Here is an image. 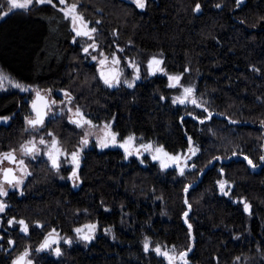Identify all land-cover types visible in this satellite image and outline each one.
Masks as SVG:
<instances>
[{
  "label": "trees",
  "instance_id": "trees-1",
  "mask_svg": "<svg viewBox=\"0 0 264 264\" xmlns=\"http://www.w3.org/2000/svg\"><path fill=\"white\" fill-rule=\"evenodd\" d=\"M67 1L96 29L94 39L77 36L57 7L42 6L0 26V62L27 84L70 90L89 121H114L122 141L136 136L173 155L194 145L199 154L180 174L127 160L121 148L84 150L82 133L62 114L32 136L27 95H0V116L11 120L0 125V157L43 135L82 160L72 183L71 168L42 155L28 163L22 192L0 197V264L26 250L37 264H174L163 255L169 250L184 257L176 264H264V0H147L145 10L126 0ZM7 4L0 0V14ZM93 40L119 56L130 78L127 60L135 62L141 81L105 85L84 50ZM153 58L195 84L183 103L179 85L149 75ZM11 219L24 220L28 234L10 231ZM92 224L97 235L78 239L76 229ZM54 231L63 240L57 256L41 247Z\"/></svg>",
  "mask_w": 264,
  "mask_h": 264
},
{
  "label": "rangeland",
  "instance_id": "rangeland-1",
  "mask_svg": "<svg viewBox=\"0 0 264 264\" xmlns=\"http://www.w3.org/2000/svg\"><path fill=\"white\" fill-rule=\"evenodd\" d=\"M6 1L8 3V0H6ZM126 1L134 3L133 0H126ZM21 2H22V0H21ZM237 2H238V0H237ZM245 2H246V0H240V2H238V3L243 4ZM67 3L69 5H71L68 1H67ZM53 4H55L56 5L55 8L57 7L59 10L63 9L65 7V5L59 3V0H52L51 4L47 3V2L38 3L37 0H35V1L33 0V2L26 9H13V10L9 11L10 5L7 4V7L5 6L4 12H2L0 14V26L3 25L6 21L10 20L12 17H15V19H16L15 21H22V22H23V20L26 21V19L29 18L30 10L35 12L37 9H39L42 6H53ZM146 4H147V0H145V7L143 9H141V8H139V9L145 10ZM6 12H7V15L4 14ZM61 12L63 14L62 20L70 21L72 30L74 29V27L75 28L78 27L77 21H76L75 25H73L71 20L69 18L65 17L64 12L63 11H61ZM76 13L82 18L81 19L82 23H84V25L86 24L87 28L89 30L93 29V27L90 25V23L85 20L83 15L77 9H76ZM92 34H93V37L91 39H94L95 38V36H94L95 32H92ZM93 45H94V47H93ZM85 48H87V55L90 58V60L92 62H95L98 65L99 75H100V78L102 79L103 82H104V78L101 77V71H103L105 76L109 79H112L113 76H115L118 79V83L113 81L114 86L110 87L111 89H116V88L120 87L122 84L127 85L128 87H129V84H131V87H134L138 82L141 81L140 68L136 67L137 65L135 64V62L130 61L129 59L127 60L128 66L133 71V75L130 78L127 75V71L123 68L122 61L119 58V56H117L116 54L113 56H108L105 52L99 51L97 41L93 40L89 43H85L84 50H85ZM100 61H104V63L101 64ZM114 61H118V63H114ZM153 61H159L160 63L157 64V63H154ZM150 64L152 66L148 67V71H149V75H151V76L153 75V71L155 70V72H157V74L166 75L168 77V79H169V77H179L178 82L169 79L170 85H175V86L179 85L181 87L180 88V94L178 97L179 102L181 99H185L188 96L187 95L188 93H185V91H184L185 88H190V89H192V91H194V89H195L194 83L191 85L182 84V83L187 82V79L184 76H182L180 74H167L166 73V69L163 66V59L162 58H153L149 62L148 66ZM0 73H3L4 75H6L8 77V80H6L4 82V87L0 88V95L7 94L10 92H14V91H20L22 93H25L29 100H32L33 98H35V96L38 92L49 97L50 100L54 101V104H53L52 109L49 110L48 114L50 116H49V119H48L46 124H49L52 121V119L58 117V115H60V114L65 115L67 120L69 121V123L71 125L74 124V127L76 129H79L80 132L82 133L83 138L81 140V144H82L81 148L84 150H86V149L90 150L96 146L99 151L103 152V151H106L110 148L118 147V148H121L125 151L127 160L136 159L142 165L145 166L147 164V159H150L153 163H156L162 171L166 172L169 170H177L180 174H181V169H183L182 174H185L187 171H189L191 169L190 162L192 161V159L194 157H196L199 154V148H197L194 145H192L191 149L188 150L186 153H180L177 155H173V154L169 153L165 149V147L155 145L154 143H148L146 141L141 140V138L136 137V136H132L131 140L129 138H127L124 141L118 140L119 137H118V135L115 134L114 129H113L114 121L111 123L105 122L103 124H96L94 122L89 121L88 118L80 110V108L78 106L72 104L73 96H72V93L70 90L59 89L57 91H50L48 88L40 87L37 83L27 84L26 82H24V80H22L20 77H18L9 68L5 67L1 62H0ZM190 80H191V78L188 77V81H190ZM9 81L19 83V84L25 86L28 90L27 91H21L20 88L12 87L11 84L9 83ZM105 85H107V84H105ZM66 93H67V95H66ZM77 109H79L80 115H77ZM76 118H79L81 121H89V123H84L83 125L79 124L80 126H78V121H75ZM10 121L11 120L9 117L0 116V125L9 124ZM38 127L39 126H36L35 128H33L28 124V129L31 130V132H33L32 136L39 129ZM113 135H115V142H113V140H112ZM85 138L87 139V144L83 143V140ZM41 139H43L45 141L46 146L44 144H40ZM54 139L50 138V140H46V139H44L43 135L39 136L35 140L33 138H30L25 144H27L29 141H32L34 144L36 142V144L39 147L38 151L33 152L30 155H24L22 150H21L22 148H20L19 150L16 151L19 155L18 160L22 159L24 161L23 166H20L17 164V166H18L17 168H18V171L20 174V180L22 182L19 185H16V184L8 185V184L0 181V183H3L4 189L6 190L7 195H9L11 192H14L15 190L22 192V190L25 187L27 178L30 175L28 163L29 162L37 163V162H40L42 159H44V156H42V155H43L44 151L47 150L52 145V141ZM102 142L106 143L107 146L102 147L101 146ZM191 143H193V142H191ZM121 144H124V147H120L119 145H121ZM145 145L149 146L147 148V150L144 147ZM57 147H59V146H57ZM157 149H160V151H157ZM165 154H167V155H165ZM153 157H156V158L154 159ZM170 157H179V159L178 160H172V159H170ZM162 163L166 164L167 166L162 167ZM62 165H63L62 168H64V169L65 168H71L72 172L70 175L71 177H69V180H71L72 183H75L74 180L76 178L73 177V175H72L73 171H75L76 175H78L82 165L80 164L77 167V165L74 164L72 159H71V154H67V157H66V159L63 160ZM3 166H9V165L5 164ZM1 167H0V172L2 170ZM21 169H26V171H22ZM222 192L223 193L226 192L227 195H229L230 189H227V186L225 185ZM7 195H1V196L6 198ZM4 198H2L3 201H4ZM247 211L250 212L249 206L247 208ZM10 221L12 222V223H8V227H9L8 229L10 231L12 228H16V227H19L21 230L22 226L18 223L17 220L11 219ZM19 221H21V220H19ZM88 226H94V228H90ZM1 228H3V220L0 218V229ZM78 229L82 230L79 233L76 231L78 239L85 241V242H90L97 235V232H98V228L94 224L85 225V226H82ZM21 232L24 234H28L29 228H28V231L26 233L24 231H21ZM51 234H54L57 236L60 235L59 232H57V231H54ZM84 237H89V238L85 239ZM62 241L63 240L61 238L59 244H54V245L50 246L48 252H50L52 255L57 256L56 249H59ZM27 251L29 252V256H28L27 260H30L31 264H37L36 258L31 253V250H27ZM162 252L164 253L163 255L165 257H168V255H169L171 258H173L175 261L174 264H176L177 262L178 263H184V257L183 256H177V254L173 250L162 251Z\"/></svg>",
  "mask_w": 264,
  "mask_h": 264
},
{
  "label": "snow or ice",
  "instance_id": "snow-or-ice-1",
  "mask_svg": "<svg viewBox=\"0 0 264 264\" xmlns=\"http://www.w3.org/2000/svg\"><path fill=\"white\" fill-rule=\"evenodd\" d=\"M33 2V0H8V4L10 5L9 7V11L13 10V9H26L28 8V6ZM38 3H52V0H37ZM133 2L137 5L138 8H141L143 9L145 7V0H133ZM238 2H240V0H238ZM59 3L60 4H63L65 5V7L63 9H60L61 11L64 12V15L66 18H69L71 20V22L73 23V25H75L76 21L77 20H81L82 18L76 13V8H77V5L76 4H71L69 5L67 3V0H59ZM53 6L55 7L56 5L53 4ZM196 10L199 11V5L196 6ZM5 15H7V12L4 13ZM84 27L86 28L87 25L85 24ZM75 32H76V35L77 36H87L89 39L92 38L91 36V32H95L96 29L93 28L91 29L90 31H81L77 28L74 27L73 29ZM94 47V45H93ZM85 52H87V48H85ZM106 59V58H105ZM154 63H160L159 61H153ZM101 64L104 63V61H100ZM114 63H118V61H114ZM152 65L150 64L149 67H151ZM101 77L104 78V82L105 84H107L109 87H112L114 86V83L113 81H115L116 83H118V79L113 76L112 79H109L105 76L104 72L101 71ZM170 80H174V81H179V77H169ZM8 80V77L6 75H4L3 73H0V88H3L4 87V82ZM9 83L11 84L12 87H16V88H20L21 91H27L28 89L19 84V83H16V82H12V81H9ZM170 86H175V85H170ZM129 87H131V84H129ZM185 93H191L192 89L190 88H185L184 89ZM67 95V93H66ZM37 98L39 99L40 98V94L39 92L37 93ZM181 103L184 102L183 99L180 100ZM193 103H195V101H193ZM33 109L36 111V118L34 119H29L27 122L28 124L35 128L37 125H42L43 124V113L37 108L36 104L34 103L33 104ZM77 115H80L79 113V109H77ZM84 123H89V121H84ZM78 126L79 123H78ZM130 140L132 139L131 137L129 138ZM112 140L113 142H115V135L112 136ZM45 141L43 139L40 140V144H44ZM83 143L84 144H87V139L85 138L83 140ZM127 143V142H126ZM102 147H106L107 144L106 143H103L101 144ZM120 147H124V144H121L119 145ZM51 147L53 149H55V151L57 153H59V149L56 148V141L55 139L52 141V145ZM145 149L147 150V148L149 146L145 145L144 146ZM22 152L24 155H30L32 154L33 152H36L38 151L36 149V146L35 144L32 142V141H29L27 144L23 145L22 146ZM157 151H160V149H157ZM167 155V154H165ZM77 157H78V153L76 152H73L71 154V159L74 163L77 164V167H78V160H77ZM154 159L156 157H153ZM49 159L52 160V164H53V167H58V163H57V159L55 156H53V154L51 152H49ZM170 159L172 160H178L179 157H170ZM245 159H247V157H245ZM4 161H8L9 163H15V164H18L20 166H23L24 165V161L22 159L18 160L17 161V158L14 154V152H8V153H4L2 154V157H0V164H2ZM249 164H252V161H248ZM167 165L166 164H163L162 163V167H166ZM22 171H26V169H21ZM3 172V183H6L8 185H12L13 182L15 181V184L16 185H19L22 181L20 179H17L12 173H13V169L12 168H4L2 170ZM183 173V169H181V174ZM73 177H76V172L73 171ZM78 178V177H77ZM3 183H0V195H7V192L6 190L4 189V186H3ZM224 189V182H221V191H223ZM225 195H227V193L225 192L224 193ZM6 207V205H4L3 203H0V212H3L4 211V208ZM248 206L245 205V209L247 210ZM9 223H12L11 221ZM18 223L22 226L21 227V231H24L25 233L28 231V226L24 223L23 220L21 221H18ZM90 228H94V226H88ZM76 231L79 233L81 232L82 230L81 229H76ZM85 239H88L89 237H84ZM9 243L11 244L12 241H9ZM49 245V241L46 239L44 244L41 245L42 248L44 247H47ZM148 245L147 243H145V249H147ZM156 251L159 253L160 249H156ZM56 252L57 254H59V249H56ZM29 253L28 251L26 250L25 252H23L14 262L13 264H31V261L30 260H26V258L28 257Z\"/></svg>",
  "mask_w": 264,
  "mask_h": 264
},
{
  "label": "water",
  "instance_id": "water-1",
  "mask_svg": "<svg viewBox=\"0 0 264 264\" xmlns=\"http://www.w3.org/2000/svg\"><path fill=\"white\" fill-rule=\"evenodd\" d=\"M77 29L81 30V31H89L87 28L84 27V24L81 22V20H77ZM76 33V32H75ZM83 36V35H82ZM87 37V36H86ZM36 104L37 108L43 113V118L46 116L47 114V109L48 107L51 105V102L49 101V99L43 95L40 94V98H36L33 102V104ZM33 107V105H32ZM35 111V110H34ZM36 112V111H35ZM75 121H78L80 125H83L84 122L81 121L79 118H76ZM53 156L56 157L57 159V163L59 165V160H60V156H61V152L59 151V153H57L55 151V149H53V152H52ZM16 158H17V155L15 154ZM51 163H52V160H51ZM11 164H15V163H11ZM53 165V164H52ZM59 167V166H58ZM8 168H12L13 169V175L19 179V176L18 174L16 173V170L14 169V167H8ZM57 168V167H55ZM13 184H15V181L13 182ZM12 184V185H13ZM47 240L49 241V245L47 247H44V249L48 250L50 248V246L52 244H57L59 242V238L56 237V236H49L47 238ZM28 258V257H27ZM26 258V260H27Z\"/></svg>",
  "mask_w": 264,
  "mask_h": 264
},
{
  "label": "flooded vegetation",
  "instance_id": "flooded-vegetation-1",
  "mask_svg": "<svg viewBox=\"0 0 264 264\" xmlns=\"http://www.w3.org/2000/svg\"><path fill=\"white\" fill-rule=\"evenodd\" d=\"M39 94H41V93H39ZM43 95V94H42ZM43 96H45V95H43ZM45 97H47V96H45ZM48 99H49V101H51L52 102V104H51V106L47 109V114H46V116H45V119H47L48 118V116H49V110L50 109H52V107H53V104H54V101L53 100H50V98L49 97H47ZM34 99L35 98H33L32 100H30V106H31V109H32V112H31V115H29L28 116V118H27V121L29 120V119H34V118H36V112L34 111V109H33V107H32V105H33V101H34ZM44 122H45V120H43V124H44ZM37 126H39L40 127V125H37ZM44 145H45V143H44ZM36 146V149L37 150H39V147H37L38 145H35ZM46 146V145H45ZM57 148V147H56ZM49 152H53V148L50 146V148H48L47 150H45L44 151V153H43V155L44 156H46V158H48L49 159ZM14 154H16L17 155V161H18V159H19V155H18V153L16 152H14ZM66 158V155H64L62 152H61V156H60V159L62 160V162H63V160ZM50 161H51V159H49ZM77 160H78V165H80L81 164V161L77 158ZM74 163V162H73ZM5 164H8L9 166H3V165H5ZM74 164H76V163H74ZM77 165V164H76ZM2 166V167H1ZM0 167L2 168V170L4 169V168H8V167H14V169L16 170V173L18 174V176H19V179H20V174H19V171H18V166H17V164H11V163H9L8 161H4L2 164H0ZM2 170H1V172H0V181L1 182H3V172H2ZM14 185V184H13ZM0 197H1V195H0Z\"/></svg>",
  "mask_w": 264,
  "mask_h": 264
},
{
  "label": "bare ground",
  "instance_id": "bare-ground-1",
  "mask_svg": "<svg viewBox=\"0 0 264 264\" xmlns=\"http://www.w3.org/2000/svg\"><path fill=\"white\" fill-rule=\"evenodd\" d=\"M82 22V21H81ZM87 28V27H86ZM88 29V28H87ZM89 30V29H88ZM82 37H86V36H82ZM136 67H139V66H136ZM130 71V70H129ZM155 74H157V72H155V70L153 71V75L152 76H154ZM151 76V75H150ZM123 85V84H122ZM42 95V94H41ZM37 98V94H36V96H35V99ZM34 99V100H35ZM34 102V101H33ZM51 102V101H50ZM51 104H52V102H51ZM51 106V105H50ZM49 106V107H50ZM48 107V108H49ZM43 120H45V122H44V124L45 123H47V121H48V118L47 119H45V117L43 118ZM84 122V121H83ZM79 123V122H78ZM117 135V134H116ZM119 137V136H118ZM125 139V138H124ZM118 140H121V139H118ZM114 148V147H113ZM116 148H118V147H116ZM67 157V156H66ZM78 158V157H77ZM66 159V158H65ZM69 159V158H68ZM78 159H80V158H78ZM62 166V163L60 162V160H59V167H61ZM59 167H57V168H59ZM62 169V168H61ZM59 170V169H58ZM77 176V175H76ZM63 177V176H62ZM71 177V176H70ZM76 178V177H75ZM63 179H65L64 177H63ZM24 185V184H23ZM22 188V187H21ZM14 191V190H13ZM16 191V190H15ZM8 196V195H7ZM2 198H4L3 196H1ZM1 218V217H0ZM2 219V218H1ZM3 220V219H2ZM24 221V220H23ZM25 222V221H24ZM50 236H56V237H58L59 238V242H60V236H57V235H54V234H52V235H50ZM58 242V243H59ZM57 243V244H58ZM52 245H54V244H52ZM51 245V246H52ZM43 250H46V249H44V248H42ZM49 250V249H48ZM29 256V255H28ZM28 259V258H27ZM172 262V261H171Z\"/></svg>",
  "mask_w": 264,
  "mask_h": 264
}]
</instances>
